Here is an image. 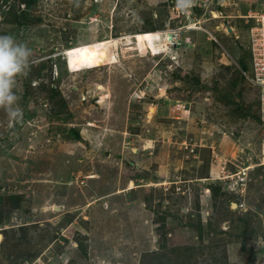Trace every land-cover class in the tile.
<instances>
[{
    "label": "rangeland",
    "instance_id": "rangeland-1",
    "mask_svg": "<svg viewBox=\"0 0 264 264\" xmlns=\"http://www.w3.org/2000/svg\"><path fill=\"white\" fill-rule=\"evenodd\" d=\"M263 17L264 0H0V35L33 52L22 121L0 110V264H264L245 76Z\"/></svg>",
    "mask_w": 264,
    "mask_h": 264
},
{
    "label": "clouds",
    "instance_id": "clouds-1",
    "mask_svg": "<svg viewBox=\"0 0 264 264\" xmlns=\"http://www.w3.org/2000/svg\"><path fill=\"white\" fill-rule=\"evenodd\" d=\"M194 3L195 0H176V7L187 13ZM32 57V49L27 43L12 34L0 35V110L5 113L10 126L23 119L16 86L18 78L30 68Z\"/></svg>",
    "mask_w": 264,
    "mask_h": 264
},
{
    "label": "built area",
    "instance_id": "built-area-1",
    "mask_svg": "<svg viewBox=\"0 0 264 264\" xmlns=\"http://www.w3.org/2000/svg\"><path fill=\"white\" fill-rule=\"evenodd\" d=\"M261 33L254 34L252 38V53L254 54L252 69L254 75L245 73L247 81L254 87L260 90L261 94V115L264 122V17L261 21ZM194 152V149H192ZM226 181L231 179L233 184L239 189L240 186L244 185L247 180V173L240 171L233 176H227L224 178ZM246 185V184H245Z\"/></svg>",
    "mask_w": 264,
    "mask_h": 264
},
{
    "label": "bare ground",
    "instance_id": "bare-ground-1",
    "mask_svg": "<svg viewBox=\"0 0 264 264\" xmlns=\"http://www.w3.org/2000/svg\"><path fill=\"white\" fill-rule=\"evenodd\" d=\"M170 38H171V35H169V38H168V39H170ZM150 41H156V42L154 43V42H150ZM150 41H149V43H147V41H146V44H147L148 46L152 47V48H157V47H161V46H163V40H162L161 38H156V39H153V40H150ZM129 51H133V49L130 48ZM93 60H94V63L96 64L97 62L95 61V59H93ZM77 62H78V61H77ZM77 62H76V61H72V62L70 63L71 73H73L76 69L79 68V64H78ZM104 90H106V88H105ZM108 107H110L109 104H108ZM151 112H152V113L155 112L154 108H152ZM250 169H251V166H250L249 170H250ZM93 178H96V176H95V175H91V176L88 177V179H93ZM131 187H132V186H131ZM101 190H102V189H101ZM104 190H105V188H104ZM95 192H96V191H95ZM117 193H118V192H117ZM0 238H1V236H0Z\"/></svg>",
    "mask_w": 264,
    "mask_h": 264
},
{
    "label": "crops",
    "instance_id": "crops-1",
    "mask_svg": "<svg viewBox=\"0 0 264 264\" xmlns=\"http://www.w3.org/2000/svg\"><path fill=\"white\" fill-rule=\"evenodd\" d=\"M107 154H108V152H107ZM135 159V158H134ZM137 161V160H136ZM130 162V164L133 166V167H136V166H138L136 163H135V160H133V161H129ZM161 177H163L162 175H161ZM93 179H95V178H93ZM130 185H131V183H130ZM152 185V184H151ZM147 186H150V184H147ZM120 193H122V192H118V194H120Z\"/></svg>",
    "mask_w": 264,
    "mask_h": 264
},
{
    "label": "water",
    "instance_id": "water-1",
    "mask_svg": "<svg viewBox=\"0 0 264 264\" xmlns=\"http://www.w3.org/2000/svg\"><path fill=\"white\" fill-rule=\"evenodd\" d=\"M230 30L232 31V29L230 28Z\"/></svg>",
    "mask_w": 264,
    "mask_h": 264
}]
</instances>
